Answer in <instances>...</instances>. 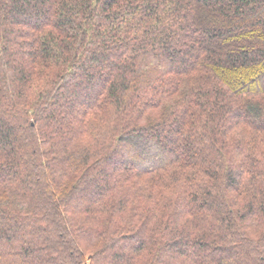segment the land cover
I'll use <instances>...</instances> for the list:
<instances>
[{"label":"trees","instance_id":"trees-1","mask_svg":"<svg viewBox=\"0 0 264 264\" xmlns=\"http://www.w3.org/2000/svg\"><path fill=\"white\" fill-rule=\"evenodd\" d=\"M0 264H264V0H0Z\"/></svg>","mask_w":264,"mask_h":264}]
</instances>
